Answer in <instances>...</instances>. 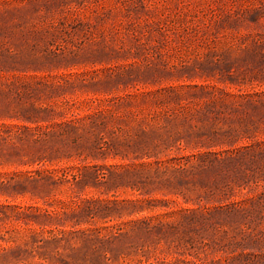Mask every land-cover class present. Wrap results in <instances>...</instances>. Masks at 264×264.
<instances>
[{"label": "rangeland", "instance_id": "obj_1", "mask_svg": "<svg viewBox=\"0 0 264 264\" xmlns=\"http://www.w3.org/2000/svg\"><path fill=\"white\" fill-rule=\"evenodd\" d=\"M0 264H264V0H0Z\"/></svg>", "mask_w": 264, "mask_h": 264}]
</instances>
